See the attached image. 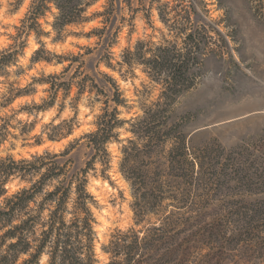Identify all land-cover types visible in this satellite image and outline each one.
I'll list each match as a JSON object with an SVG mask.
<instances>
[{"label":"rangeland","instance_id":"obj_1","mask_svg":"<svg viewBox=\"0 0 264 264\" xmlns=\"http://www.w3.org/2000/svg\"><path fill=\"white\" fill-rule=\"evenodd\" d=\"M190 1L195 6L204 5L202 11L210 30L202 38L206 47L194 85L170 102L166 117L169 125L179 124L185 147L200 156L202 162L204 154L220 155L219 163L210 170L211 175L215 174L210 183L218 181L219 184L212 186L211 194L206 196L207 201L201 209L211 214L205 215L203 220L212 222L240 207V202L252 203L264 199V0H88L82 20L67 24L60 31L53 26L57 9L51 6L26 30V37L22 35L18 40L16 37L22 26H29L31 22L22 23V19L26 17L33 0H27V8L16 17L15 23L5 21L16 16L25 0H0V38L12 41L7 48L25 39L17 62L0 71V110L11 105L15 99L34 92L36 84L49 85L47 101L54 97L52 106L57 99L61 101L53 119L60 117L66 107L64 101L72 97L67 105L72 109V115L59 124L50 120L42 126L40 133L31 137L30 142L28 134L35 128L37 120L34 117L32 121L23 123L17 132V125L21 122L12 123L16 113L42 112L52 106L38 111L36 104H25L8 116H0V162L8 157L28 159L17 151L18 147L39 149V154L30 152L31 157L45 151L59 154L69 149L68 154L57 158L58 163L70 159V169L83 168L94 155L88 136L98 129L103 111H111L114 106L111 100L108 101L112 86L119 89L125 100L117 105L116 110L122 125L116 130V137L106 144L108 161L98 158L87 172V190L89 187L93 189L88 191L95 202L91 210L96 220V264L109 261L110 255L104 246L116 232L134 229L140 233L156 222L161 212L146 214L142 222H136L133 212L135 199L136 202L142 201V194L152 188L150 180L147 188L135 185L129 170L144 172L146 168H151L149 176H153L155 164L149 166L146 163L160 162L174 145V141L168 139L165 147L158 148L159 152L143 154L140 159L133 156L131 149L141 146L144 140L134 135L131 130L140 132V128H134L132 124L143 120L144 111L152 108L153 103L163 101V86L161 82L149 78L143 65L124 64L122 55L127 49L133 50L138 41L162 46L176 44L181 49L185 31L179 33L175 28L195 27V21L200 17V12L196 11L189 14V22L181 19L182 6H189ZM8 28L12 32H8ZM32 38L40 47L26 57ZM45 40L54 45L67 44L68 47L63 52H51L45 46ZM7 48L0 47V51ZM37 50L39 52L35 53ZM25 57L27 63L23 64L21 61ZM38 63L52 67L59 65L60 71L45 76L41 69V75L30 77L23 88L15 87L16 82L10 77L21 76ZM9 68L13 70L9 71ZM82 79L87 80L81 85ZM60 81L64 83H60L57 94L53 95L55 92L50 90V86ZM82 105L89 108L83 118ZM90 114L93 119L88 121L86 118ZM85 127L89 130L84 131ZM50 134L60 135L49 140L47 137ZM37 138L40 140L38 144ZM212 148L215 153L211 152ZM94 180L99 183L94 184ZM12 181L29 185L16 175L9 176L5 185ZM4 196L5 193L1 197ZM163 200L160 211L165 210L168 203V200ZM3 233L0 231V235ZM6 245L7 242L1 251L6 249ZM29 253H25L24 260H19L20 254L15 264L29 259ZM44 255H47L46 252L40 255L37 264Z\"/></svg>","mask_w":264,"mask_h":264},{"label":"trees","instance_id":"obj_2","mask_svg":"<svg viewBox=\"0 0 264 264\" xmlns=\"http://www.w3.org/2000/svg\"><path fill=\"white\" fill-rule=\"evenodd\" d=\"M190 2L189 6H182L181 19L189 22V14L196 11L200 12V17L195 27L175 28L179 33L185 31L181 49L176 44L162 46L138 41L133 50L127 49L122 55L124 64L143 65L149 78L163 86V101L153 103L152 108L144 111L143 120L132 124L140 128V132L131 131L144 140L141 146L131 149L133 156L140 159L143 154L159 152L158 148L165 147L168 139L173 140L174 145L160 162L146 163L155 164L153 176H149L151 168L144 172L129 170L135 185L147 188L150 180L152 188L142 194V201L136 202L134 198L136 222H142L146 214H161L140 233L134 229L116 232L104 246L110 255L106 264H264V199L240 202V207L212 222H205V215L211 214L201 209L212 186L219 184L218 181L210 183L215 175H211L210 170L219 163L220 155L204 154L202 162L200 156L185 147L179 124L167 123L170 102L194 85L206 47L202 38L210 30L202 11L204 5L195 6ZM88 5V0H33L22 19V23L31 22L29 26H22L16 39H21L22 35L26 37V30L51 6L57 9L53 26L60 31L65 25L82 20ZM24 45L25 39L0 51V71L17 62ZM87 79H82L81 85ZM60 83L64 82L50 86L55 92L53 95L57 94ZM112 89L108 101L114 106L111 111H103L98 129L88 136L94 155L86 161L85 167L70 169V159L58 163L57 158L68 154L69 149L59 154L45 151L30 160L8 157L0 162V197L6 192L4 186L9 176L16 175L29 182V187L19 188L0 205V231H4L0 235V264H15L20 254L29 252L30 258L22 264H37L43 252L48 255V264L97 263L94 252L96 220L91 210L95 202L87 190V172L98 158L107 160L106 144L116 137V130L122 125L116 110L125 100L115 85ZM52 100L37 105L36 110L52 106ZM58 135L50 134L47 138L54 140ZM36 142L40 140L37 138ZM211 152L215 153L214 148ZM161 199L168 200L163 211L159 210ZM6 242V249L1 251Z\"/></svg>","mask_w":264,"mask_h":264},{"label":"clouds","instance_id":"obj_3","mask_svg":"<svg viewBox=\"0 0 264 264\" xmlns=\"http://www.w3.org/2000/svg\"><path fill=\"white\" fill-rule=\"evenodd\" d=\"M7 6L8 5L6 4L5 7H7ZM26 8H27V0H25L24 4L20 7L19 12L16 13V16L11 17L9 20H6L5 22L6 23H15L16 17L22 15ZM7 31L12 32V29L8 28ZM80 42L84 43V41H80ZM11 43H12V41L7 39L6 37L0 38V47L7 48L8 45ZM29 45H30V47L26 53V57L30 56L32 54L33 50L40 47V44L36 42L35 38H32L29 40ZM45 46L51 52H63L68 47L67 44L54 45L52 43H48L47 40H45ZM26 57H25V59H23L21 61V63H23V64L27 63ZM60 67L61 66H59V65L56 67H52L48 64L38 63L34 66V68L31 71L26 70L23 75L18 76V77L12 76V77H10V79L12 81L16 82L15 87L23 88L29 82L30 77L41 75V71H40L41 69L43 70L42 74L47 76L49 73L59 72ZM12 70H13L12 68H9V71H12ZM113 75H115V74H113ZM124 87H127V85H124ZM34 88H35V91L32 92L31 94L24 95V96H21V97L15 99L11 105L0 110V116H8L10 114V112L15 111L17 108H19L20 106L25 105V104H28V105L42 104L44 101H46L49 98L50 92L48 91L49 85L47 83L36 84V85H34ZM71 99H72V97L69 96L68 99L66 101H64L66 107L58 119H53V117H55L57 114V110H58L59 105L61 103L60 99H57L55 104L50 109H48L47 111H42V112H35L34 111L31 114H29L26 111L17 112L15 115V119L12 120V123L17 124V120L21 122L20 124L17 125V128H16V131L18 132L19 128L23 125V123L30 122L35 117V119L37 120L35 128L33 130H31L30 133L28 134V140L30 142L31 137L35 134L40 133L42 126L47 124L50 120L52 121L53 124H59L61 122V120H64V119H66L72 115V109L70 107H67L68 102L71 101ZM98 109H99V105L96 106L97 111H98ZM88 112H89V108L84 107L82 105L81 106L82 118H83V114L88 113ZM86 119L88 121H91L93 119V115L92 114L88 115ZM83 130L88 131L89 129H88V127H85ZM18 143L19 142H17V144ZM17 151H19L22 155H24L28 159L32 158L29 155L30 152H35V153L39 154V149H29V148L20 149L18 147ZM97 167H99V165H97ZM93 183L94 184L99 183V181L94 180ZM27 187H29L28 184H16L15 181L7 183L5 185V188H6L5 196L0 197V203H2V201L5 197L12 196L19 188H27ZM88 190L93 191V189L91 187H89ZM45 218H47L46 214H45ZM14 223H18V221H14ZM37 235H39V233H37ZM24 259H26V255L21 254L19 260H24ZM47 260H48V256L44 255L43 258L40 260V264H45V261H47ZM17 264H19V261L17 262Z\"/></svg>","mask_w":264,"mask_h":264}]
</instances>
